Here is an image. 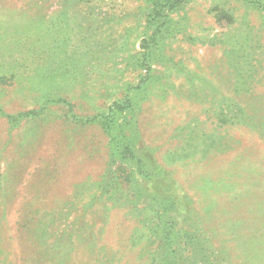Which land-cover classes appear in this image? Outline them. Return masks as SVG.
Listing matches in <instances>:
<instances>
[{
    "label": "rangeland",
    "instance_id": "374dc122",
    "mask_svg": "<svg viewBox=\"0 0 264 264\" xmlns=\"http://www.w3.org/2000/svg\"><path fill=\"white\" fill-rule=\"evenodd\" d=\"M0 264H264V0H0Z\"/></svg>",
    "mask_w": 264,
    "mask_h": 264
},
{
    "label": "trees",
    "instance_id": "16d2710c",
    "mask_svg": "<svg viewBox=\"0 0 264 264\" xmlns=\"http://www.w3.org/2000/svg\"><path fill=\"white\" fill-rule=\"evenodd\" d=\"M187 0H163V2L166 4V6L168 7V9H170V10H172V11H174V10H176L179 6H181L184 2H186ZM165 6V5H164ZM157 12V10L156 9H153L152 10V14H151V17H154V16H156V14H162V11L160 12V10H159V12L158 13H156ZM164 18V17H163ZM169 20V17H167L166 19H165V21H163V23H162V26H164L166 23H167V21ZM120 107V106H119ZM120 108H122V107H120Z\"/></svg>",
    "mask_w": 264,
    "mask_h": 264
}]
</instances>
